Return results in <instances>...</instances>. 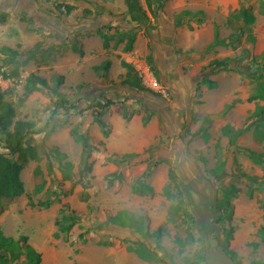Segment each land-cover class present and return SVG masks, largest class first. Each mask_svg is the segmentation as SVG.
<instances>
[{
  "label": "rangeland",
  "instance_id": "374dc122",
  "mask_svg": "<svg viewBox=\"0 0 264 264\" xmlns=\"http://www.w3.org/2000/svg\"><path fill=\"white\" fill-rule=\"evenodd\" d=\"M263 3L137 0L129 10L125 0H0V93L14 122L35 124L39 157L23 165V195L0 202L3 235L27 237L41 264H156L127 249L138 241L161 264H205L203 234L215 230L238 264H264V164L250 155L264 152V115L255 113L263 102H248L264 86ZM242 10L255 16L252 25L240 20ZM225 57L244 72L207 73ZM107 60V71L94 69ZM131 153L138 156L125 158ZM141 184L152 194L135 193ZM231 187L238 192L228 215L218 204ZM61 210L75 219L66 240L55 226ZM121 210L143 218L149 234L161 228L162 249L109 224Z\"/></svg>",
  "mask_w": 264,
  "mask_h": 264
},
{
  "label": "trees",
  "instance_id": "16d2710c",
  "mask_svg": "<svg viewBox=\"0 0 264 264\" xmlns=\"http://www.w3.org/2000/svg\"><path fill=\"white\" fill-rule=\"evenodd\" d=\"M184 15H190L188 11L183 12ZM201 14V13H199ZM261 15L264 16V3L261 10ZM239 18L245 26H250L255 22V16L248 10H242L239 13ZM5 20V15H0V21ZM214 44H218V33L214 34ZM249 41L253 43L255 39L249 33L247 35ZM133 38L128 39L124 51L130 52ZM102 46L104 49L108 48V39L103 36ZM79 54H82L81 51H78ZM262 60V71H264V53L260 56ZM110 67V61H105L103 67H94L95 70L100 68L104 71H107ZM208 74H216L220 71H232L237 73H243L244 66L242 67L236 59L225 57L223 59H214L212 60L207 67L205 68ZM249 77H252V73H247ZM262 77V75L260 76ZM137 81L133 80L130 82V86H136ZM209 88L214 86L212 81H208ZM253 101H262L263 106L257 107L255 113L260 116L264 115V86H260L256 93L252 94L248 98V102ZM231 109V105L226 107V111ZM15 116V111L11 104L3 101L2 94L0 93V143L3 145V149L7 150V154L0 153V202L2 199L13 200L23 195L24 186L20 179V173L23 169V165L28 161H37L39 159L36 146L31 144L32 136L35 134L34 128L35 124L30 121H13ZM102 113L97 111L96 122L102 128V134L104 137L108 136V130L105 129L106 124L101 119ZM229 133V131H226ZM259 135V134H258ZM82 146V155L85 157L88 156L90 151V146L88 143L87 136H79L77 138ZM56 157H62L63 155L55 150ZM254 163L261 165L264 164V152L263 153H250ZM137 154H127L125 158H136ZM16 158V160H13ZM20 161V162H19ZM65 168L67 171L70 170L71 164L69 162L65 163ZM87 170L90 171V167H87ZM134 192L139 196L150 195L153 192V189L149 185L141 184L135 187ZM238 190L235 187L230 189H225L222 193L221 200L219 201L218 206L220 208L227 207L229 210L228 215H231L230 200L233 198ZM85 194H81V198H85ZM41 206L48 208L49 203L45 202ZM143 218H136L133 215L129 214L126 210H121L117 212L114 216L109 218L108 223L121 228H127L134 230L140 236L146 238H155L156 247H160V238H161V228H158L153 234H149L147 227L143 224ZM75 224V219L73 213L66 215L64 211L61 210V216L59 219L55 220V226L57 228V233L63 235V239L66 240L68 233ZM232 231V229H231ZM57 237V234H56ZM231 237V234H229ZM27 237L20 236L17 240L12 237H6L3 235L0 230V264H7L10 260H16L20 255H25L27 264H41V254L37 252L31 245L27 243ZM103 246H112L111 242L103 241L99 243ZM138 248L132 250L131 247L127 249L129 251H134L139 259L147 263H156L161 264L164 261L159 257L155 250H151L145 246L144 243L138 241ZM227 255L230 256L235 264L236 262L234 256L235 253L227 252Z\"/></svg>",
  "mask_w": 264,
  "mask_h": 264
},
{
  "label": "water",
  "instance_id": "95a60500",
  "mask_svg": "<svg viewBox=\"0 0 264 264\" xmlns=\"http://www.w3.org/2000/svg\"><path fill=\"white\" fill-rule=\"evenodd\" d=\"M129 10L137 6V0H125ZM216 231L203 234L205 264H235L215 239Z\"/></svg>",
  "mask_w": 264,
  "mask_h": 264
},
{
  "label": "flooded vegetation",
  "instance_id": "af4514ba",
  "mask_svg": "<svg viewBox=\"0 0 264 264\" xmlns=\"http://www.w3.org/2000/svg\"><path fill=\"white\" fill-rule=\"evenodd\" d=\"M227 253V252H226ZM230 257V256H229ZM231 258V257H230Z\"/></svg>",
  "mask_w": 264,
  "mask_h": 264
}]
</instances>
